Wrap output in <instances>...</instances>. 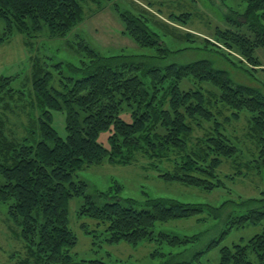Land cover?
Listing matches in <instances>:
<instances>
[{
	"label": "trees",
	"instance_id": "trees-1",
	"mask_svg": "<svg viewBox=\"0 0 264 264\" xmlns=\"http://www.w3.org/2000/svg\"><path fill=\"white\" fill-rule=\"evenodd\" d=\"M89 1L103 2L0 0V44L22 33L25 45L33 51L36 38L45 29L50 36H66L84 20ZM245 2L244 12H225L226 21L234 28L219 27V32L236 42V50L249 65L257 66L260 59L256 48L264 46V0ZM116 10L125 32L153 52L106 57L80 41L89 61H82L78 68L69 64L75 75L56 71L62 62L53 63L50 58L34 54L32 86L28 89L14 86L21 78L19 74L0 76V204L8 205V214L24 243V254L13 264H109L100 259H78L72 253L78 239L70 226L69 204L75 197L83 198L79 215L97 221L94 230L83 224L86 233L104 228L110 244L138 246L155 238L158 223L190 218L206 210L219 218L230 205L234 208L222 236L233 225L264 221V190L260 192L262 197L241 202L229 199L217 207L154 197L147 199V207L138 209L120 200L99 205L88 193V183L74 178L79 171L105 160L131 164L145 158L164 180L213 191L226 186L225 177L235 178L245 170L246 174L251 170L262 174L264 170V135L261 133L259 154L251 153L250 159L238 161L237 156L242 157L245 150L229 139V117H219L221 104L232 108L235 117L244 109L257 108L260 113L253 126L264 131V92L237 82L229 70L216 67L208 58L177 60L181 52L165 44L153 29L158 24L146 12L134 14L119 6ZM170 17L177 18L173 14ZM246 93L251 98L245 97ZM60 109L67 112L66 138L52 124V111ZM125 109L130 111V121L122 116ZM16 125L24 129V135L15 130ZM198 127H205V131L195 135ZM105 130L109 131V146L99 141ZM225 160L231 162L234 172L222 176L219 168ZM155 161L170 162L171 167L160 169ZM158 236L174 246L198 238L167 231H160ZM218 243V238L213 239L192 258L172 255L163 264H198L195 260L200 262L201 254ZM250 252L255 253L259 264H264V229L246 244L222 247L220 264H255Z\"/></svg>",
	"mask_w": 264,
	"mask_h": 264
},
{
	"label": "rangeland",
	"instance_id": "rangeland-1",
	"mask_svg": "<svg viewBox=\"0 0 264 264\" xmlns=\"http://www.w3.org/2000/svg\"><path fill=\"white\" fill-rule=\"evenodd\" d=\"M116 6L129 9L134 14L144 11L150 18H153L152 20L158 24L153 27L158 36L174 52H181L177 55V60L208 58L214 61L216 67L229 70L237 82L253 86L264 92V46L256 48L260 65L251 66L236 50L238 49L236 42L219 32V27L234 28L226 21L225 12L231 9L244 12L245 0H116L114 2L103 0L101 4L89 1L86 5L84 20L66 36H50L48 30L45 29L43 34L36 38L33 51L25 45L22 33H16L10 41L0 44V76L19 74L21 78L15 80L14 86L28 89L32 86L30 71L31 57L34 54L50 58L53 63L62 62L61 67H55V70H62L66 75L74 74L69 64L78 68L82 61H89L79 46L80 41H85L106 57L120 54L141 56L153 52L149 47L140 46L130 34L125 32V24ZM187 12L191 13L190 17L186 14ZM172 14L177 18L172 19L170 17ZM176 35L190 38L192 41ZM223 41H227L232 46ZM245 97L251 98L250 93H246ZM221 107L222 113L219 115L221 120H224L226 116L229 117L226 121L229 139L245 150L242 152L244 153L242 157L239 154L236 160L250 159L251 153L257 156L262 144L261 133L264 135V131L262 128L255 129L253 125L257 119L254 120V118L260 110L257 108L244 109L239 116L235 117L232 114V108L228 109L222 104ZM52 114L54 128L60 136L66 138L68 134L66 109L53 110ZM122 116L128 121L131 120L128 109L123 110ZM13 120L16 119L13 118ZM204 126L209 128L210 124L204 123ZM205 127L195 128V135L202 134ZM15 130L19 134H25L20 125H16ZM108 135L109 131L105 130L99 136V141L107 146H109ZM149 162L150 160L145 158H140L131 164H116L105 160L79 171L74 178L85 180L88 183V193L99 205L106 201L120 200L123 204L132 205L138 209L147 207V199L154 197H166L217 207L229 199L241 202L246 198L262 197L260 192L264 190V170L262 174H257L252 170L246 174L245 170V174H236L235 178L225 177L226 186L207 191L182 182L164 180L159 176V171ZM155 162L159 163L160 169L171 167L170 162L164 164L159 161ZM219 172L222 176L234 172L231 162L225 160ZM82 202V197H75L69 204L70 226L78 239L72 253L78 259H100L109 264H163L172 255L180 259H190L196 252L206 249L208 243L216 238L219 239V243L201 254L200 262L195 261L198 264H220L222 247L232 246L235 243L246 244L252 236L264 229V221L260 224H248L242 227L233 225V228L222 236L229 224L230 211L234 208V205H230L225 207L219 218L212 215L211 210H206L190 218L158 223L155 227V238L138 246L127 242L110 244L105 239L104 228L97 229L98 231L92 234L86 233L82 227L83 224L94 230L97 221L79 215ZM235 213L240 214L237 211ZM160 231L180 236L198 235V238L174 246L159 240ZM93 234L95 236H92ZM23 254L24 243L19 235L18 226L12 223L8 214V205L1 203L0 264H13ZM250 259L255 264H259L255 253L250 252Z\"/></svg>",
	"mask_w": 264,
	"mask_h": 264
}]
</instances>
